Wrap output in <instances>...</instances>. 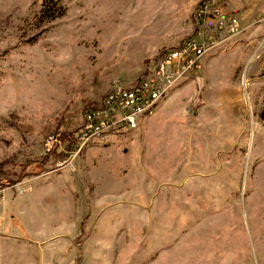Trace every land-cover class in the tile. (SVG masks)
Returning a JSON list of instances; mask_svg holds the SVG:
<instances>
[{
  "label": "rangeland",
  "instance_id": "374dc122",
  "mask_svg": "<svg viewBox=\"0 0 264 264\" xmlns=\"http://www.w3.org/2000/svg\"><path fill=\"white\" fill-rule=\"evenodd\" d=\"M203 1L0 0V264H264V0H223L241 32L156 116L78 140Z\"/></svg>",
  "mask_w": 264,
  "mask_h": 264
},
{
  "label": "built area",
  "instance_id": "2783aa9c",
  "mask_svg": "<svg viewBox=\"0 0 264 264\" xmlns=\"http://www.w3.org/2000/svg\"><path fill=\"white\" fill-rule=\"evenodd\" d=\"M194 22L196 35L179 48L164 52L138 82L127 85L114 81L101 102L84 114L79 141L89 143L136 130L143 119L156 115L159 106L184 81L201 70L208 48L219 45L216 37L209 38V34L232 37L241 30L238 19L225 11L223 0L203 1L195 11Z\"/></svg>",
  "mask_w": 264,
  "mask_h": 264
},
{
  "label": "crops",
  "instance_id": "0c3cea01",
  "mask_svg": "<svg viewBox=\"0 0 264 264\" xmlns=\"http://www.w3.org/2000/svg\"><path fill=\"white\" fill-rule=\"evenodd\" d=\"M178 91V89L177 90H175L160 106H159V108H158V110H157V113L156 114H158V112L160 111V109H161V106H163V104H165L166 103V101L167 100H169L170 98H171V96L173 97V96H175V94H176V92ZM156 116V115H155ZM149 119H151V118H146V119H143L142 121H141V123L139 124V126L145 121V120H149Z\"/></svg>",
  "mask_w": 264,
  "mask_h": 264
},
{
  "label": "bare ground",
  "instance_id": "6f19581e",
  "mask_svg": "<svg viewBox=\"0 0 264 264\" xmlns=\"http://www.w3.org/2000/svg\"><path fill=\"white\" fill-rule=\"evenodd\" d=\"M240 32H241V30H237L236 35H238ZM208 49H210V48H208Z\"/></svg>",
  "mask_w": 264,
  "mask_h": 264
},
{
  "label": "trees",
  "instance_id": "16d2710c",
  "mask_svg": "<svg viewBox=\"0 0 264 264\" xmlns=\"http://www.w3.org/2000/svg\"><path fill=\"white\" fill-rule=\"evenodd\" d=\"M49 1H52V0H49ZM44 5H46V4H44ZM180 46H181V45H180ZM180 46H179V47H180ZM179 47H176V48H173V49H177V48H179Z\"/></svg>",
  "mask_w": 264,
  "mask_h": 264
}]
</instances>
